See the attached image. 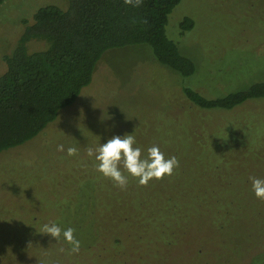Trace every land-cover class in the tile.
<instances>
[{
  "label": "rangeland",
  "instance_id": "1",
  "mask_svg": "<svg viewBox=\"0 0 264 264\" xmlns=\"http://www.w3.org/2000/svg\"><path fill=\"white\" fill-rule=\"evenodd\" d=\"M48 5L66 9L65 0H6L0 5V75L6 69L3 57L14 49L23 21L31 23L36 10ZM184 17H190L194 26L181 34ZM166 35L194 62L192 76L184 78L161 67L145 46L108 50L96 65L91 84L43 137L0 154V264H96L109 235L135 221L143 211L144 191L137 187L138 180L129 176L128 187L121 190L86 154L88 147L96 148L113 136L134 135L144 156L156 145L166 158L177 157L180 167L172 176L191 189L190 180L196 176L188 173L205 162L184 155L180 139L178 150L167 139L176 141L183 113H188L181 88L189 86L214 98L264 83V0H181L168 17ZM40 46L31 44L30 50ZM247 103L252 104L245 115L231 117L232 130L243 132L251 149H264V98ZM59 144L65 146L64 152L57 151ZM72 146L79 154L69 157L66 150ZM245 159L250 166L239 173V163L230 157L215 185L246 176L264 178V159ZM205 161L209 169L214 160ZM168 179L156 184L163 190ZM240 186L219 191L229 206L228 216L216 219L210 210L207 217L187 226L182 240L188 247L179 243L172 253L161 252L160 241L149 234L144 239L151 248L135 254L128 264H264V200L255 196L249 177ZM170 192L177 193L173 188ZM46 223L74 228L81 241L79 253H71L63 237L56 241L39 233ZM218 224L223 231L212 230ZM195 244L203 253L192 255ZM103 263L116 264L108 256Z\"/></svg>",
  "mask_w": 264,
  "mask_h": 264
},
{
  "label": "trees",
  "instance_id": "2",
  "mask_svg": "<svg viewBox=\"0 0 264 264\" xmlns=\"http://www.w3.org/2000/svg\"><path fill=\"white\" fill-rule=\"evenodd\" d=\"M5 1L0 0V5ZM65 2L64 10L48 5L36 10L31 23L24 20V29L14 49L3 57L6 69L0 75V154L43 137L61 112L71 108L91 84L94 69L108 50L145 46L161 67L184 78L195 73L194 62L183 56L166 35L168 17L181 0H144L139 8L125 5L124 0ZM193 26L194 21L184 17L179 24L181 34ZM34 43L41 44L40 49L31 51ZM181 95L188 113H183L181 127L174 136L176 141L167 139L176 150L181 145L177 143L180 139L183 154L205 162L204 169L192 168L188 173L190 178L196 176L190 180L193 181L189 183L190 190L187 183L180 184L175 176L168 177L163 190L156 184L162 180H152L150 187L137 184L144 191L140 201L143 211L133 223L109 235L96 264H102L106 256L112 261L115 259L116 264L132 262L135 254L151 248L150 242L144 239L149 234L157 238H152L154 241H160L157 243L159 248L163 246L161 252L172 253L179 243L182 248L188 247L189 243L182 240L187 226L207 217L210 210L216 219L228 216L229 210L225 207L228 204L219 191L239 189L242 180L250 177L215 185L230 165V157L239 163V173L245 165L250 166L246 157L254 161L264 159V149H251L252 144L246 143L244 133L234 132L230 124L234 115L247 113L253 103L248 101L264 98L263 82L214 98L183 86ZM210 159L214 161L207 169L209 163L205 160ZM170 188L177 193L170 192ZM254 222L252 219L251 225ZM215 228L224 230L220 224L212 225V230ZM122 247L125 248L121 250ZM190 252L196 256L203 250L195 244Z\"/></svg>",
  "mask_w": 264,
  "mask_h": 264
},
{
  "label": "clouds",
  "instance_id": "3",
  "mask_svg": "<svg viewBox=\"0 0 264 264\" xmlns=\"http://www.w3.org/2000/svg\"><path fill=\"white\" fill-rule=\"evenodd\" d=\"M144 0H124V4L133 8L143 6ZM146 23V21H145ZM136 139L132 134H125L123 137L116 135L100 144L96 148L88 147L86 154L94 157L98 162L97 171L104 177L111 179L114 186L124 190L129 185V176L138 180L141 186H147L152 180H162L166 176L171 177L175 170L180 167L177 157L166 158L159 146L153 145L147 149V156H144L140 147L136 145ZM57 151L64 152L63 144L57 145ZM67 155L77 156L79 149L75 146L67 148ZM125 172L128 175H125ZM252 190L255 196L264 200V178L255 176L249 177ZM75 229L68 227L62 229L57 223H46L39 233L49 234L59 241L61 237L69 244L70 252L77 254L81 248V241L75 235ZM64 251L63 248L60 249Z\"/></svg>",
  "mask_w": 264,
  "mask_h": 264
}]
</instances>
